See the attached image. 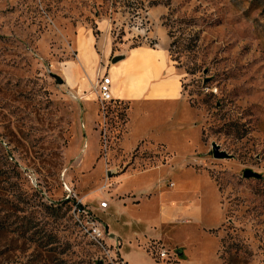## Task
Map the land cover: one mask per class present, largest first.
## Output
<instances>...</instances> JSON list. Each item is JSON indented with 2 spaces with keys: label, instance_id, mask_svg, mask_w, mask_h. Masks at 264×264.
<instances>
[{
  "label": "rangeland",
  "instance_id": "1",
  "mask_svg": "<svg viewBox=\"0 0 264 264\" xmlns=\"http://www.w3.org/2000/svg\"><path fill=\"white\" fill-rule=\"evenodd\" d=\"M156 40L181 100L101 103L103 44ZM143 116L136 136L159 140H130ZM78 201L117 264H264V0H0V264H113L74 222ZM163 205L201 212L161 223Z\"/></svg>",
  "mask_w": 264,
  "mask_h": 264
},
{
  "label": "crops",
  "instance_id": "2",
  "mask_svg": "<svg viewBox=\"0 0 264 264\" xmlns=\"http://www.w3.org/2000/svg\"><path fill=\"white\" fill-rule=\"evenodd\" d=\"M86 37L85 40H81L82 57L87 64L95 63L97 53L92 43L95 37L92 35ZM102 51L103 57L111 58L114 56V53L112 55L111 46H108L106 42L103 44ZM117 54H123L124 57L115 63L110 61L98 69L99 72H103V74L110 77V90L113 100L129 101L135 106L145 105V107L181 100L182 83L175 66L170 61L167 43L156 40L152 45L139 44L129 47L128 50L118 51ZM139 119L135 120L132 125L130 123L128 125V128L133 129L130 140L132 139L135 143L144 138L159 140L160 138L153 135L152 131L149 135L145 133L136 136L139 133L138 130L146 126L147 131H149L151 126L144 119V116ZM134 134L135 136H133ZM165 174L163 176H168L170 173ZM138 175H148V173H139ZM161 176L162 174L159 172L157 183L162 179ZM153 186H155V183L150 180H146L143 184L145 190L151 189ZM96 209L102 213L104 212L98 206ZM200 209L198 206H193L192 208H177L174 210L167 205H163L159 217L161 223L174 216L196 218L201 212Z\"/></svg>",
  "mask_w": 264,
  "mask_h": 264
},
{
  "label": "built area",
  "instance_id": "3",
  "mask_svg": "<svg viewBox=\"0 0 264 264\" xmlns=\"http://www.w3.org/2000/svg\"><path fill=\"white\" fill-rule=\"evenodd\" d=\"M97 97L101 103H108L113 100L110 90V77L103 74L97 84ZM109 206L107 200H102L98 204V208L106 211ZM74 222L77 224L81 232L99 249H102L103 254L108 261L117 264L124 263L122 258L109 246L106 242L108 234L107 227L97 218L96 213L90 207L86 206L82 201L75 203L72 208ZM175 253V252H174ZM160 259L167 257V252L161 249L158 253ZM120 259V260H119Z\"/></svg>",
  "mask_w": 264,
  "mask_h": 264
},
{
  "label": "water",
  "instance_id": "4",
  "mask_svg": "<svg viewBox=\"0 0 264 264\" xmlns=\"http://www.w3.org/2000/svg\"><path fill=\"white\" fill-rule=\"evenodd\" d=\"M124 57L123 54H119V55H114L110 58V61L112 63H115L117 61H119L120 59H122ZM211 150H212V154L214 158L217 159H224V158H230V155L228 153H226L224 150L220 149V146L218 144H216L215 142H213L211 144ZM242 176L244 178H257L259 179L261 177V174L252 170L251 168H245L242 172ZM175 253L177 255V257L181 256V249L175 250ZM101 264V263H100Z\"/></svg>",
  "mask_w": 264,
  "mask_h": 264
}]
</instances>
